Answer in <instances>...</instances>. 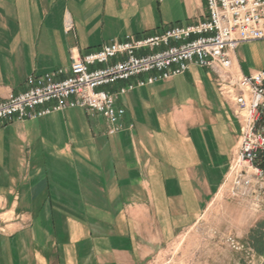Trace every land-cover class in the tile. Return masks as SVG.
I'll return each instance as SVG.
<instances>
[{
    "label": "crops",
    "instance_id": "obj_1",
    "mask_svg": "<svg viewBox=\"0 0 264 264\" xmlns=\"http://www.w3.org/2000/svg\"><path fill=\"white\" fill-rule=\"evenodd\" d=\"M205 14V0H0V101L73 57ZM232 57L245 74L260 70L264 41ZM117 104L126 112L114 135L81 108L0 124V264H131L194 226L210 202V168L240 146L213 74L191 65ZM208 124L219 126L217 154Z\"/></svg>",
    "mask_w": 264,
    "mask_h": 264
},
{
    "label": "built area",
    "instance_id": "obj_2",
    "mask_svg": "<svg viewBox=\"0 0 264 264\" xmlns=\"http://www.w3.org/2000/svg\"><path fill=\"white\" fill-rule=\"evenodd\" d=\"M205 6L201 20L144 37L127 35L73 57L68 70L29 76L24 91L0 101V124L81 108L103 116L108 134L114 135L124 129L126 110L117 104L121 97L197 65L216 76L240 123V146L220 193L254 214L264 213V68L245 74L232 57L241 44L264 41V0H205ZM119 82L127 84L109 89ZM226 241L237 249L243 246L231 234Z\"/></svg>",
    "mask_w": 264,
    "mask_h": 264
},
{
    "label": "rangeland",
    "instance_id": "obj_3",
    "mask_svg": "<svg viewBox=\"0 0 264 264\" xmlns=\"http://www.w3.org/2000/svg\"><path fill=\"white\" fill-rule=\"evenodd\" d=\"M213 78L217 92L238 120L233 104L220 92L214 74ZM129 127L132 128V125ZM106 128L108 134L107 124ZM205 128L210 142V152L217 154L212 139L219 131V126L208 124ZM186 129L192 131L193 127ZM236 149L237 139L231 150L226 153L224 161L210 168L209 186L212 191L210 202L194 226L181 232L174 242H164L159 248L146 245L143 255L138 252L131 264H261L263 262L264 213L254 214L244 205L224 198L220 190L217 191L219 183L223 178L225 180L230 162L237 152ZM2 231L4 230L0 227V233ZM230 234L243 245L242 248H234L231 242L226 241Z\"/></svg>",
    "mask_w": 264,
    "mask_h": 264
},
{
    "label": "water",
    "instance_id": "obj_4",
    "mask_svg": "<svg viewBox=\"0 0 264 264\" xmlns=\"http://www.w3.org/2000/svg\"><path fill=\"white\" fill-rule=\"evenodd\" d=\"M261 264H264V260H263V262Z\"/></svg>",
    "mask_w": 264,
    "mask_h": 264
}]
</instances>
